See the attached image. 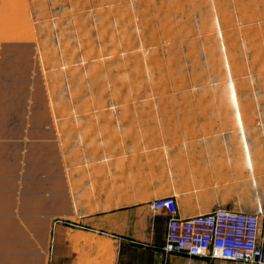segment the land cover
Listing matches in <instances>:
<instances>
[{
  "label": "rangeland",
  "instance_id": "obj_1",
  "mask_svg": "<svg viewBox=\"0 0 264 264\" xmlns=\"http://www.w3.org/2000/svg\"><path fill=\"white\" fill-rule=\"evenodd\" d=\"M11 43L25 47L2 58L1 92L36 81L38 117L46 96L62 154L72 138V155L97 153L96 125L122 129L131 105L132 156L161 153L170 110L186 108L264 147V0H0V52ZM148 128L156 133L145 137ZM104 147L126 149L109 137ZM190 177L205 180L197 190L250 203L264 191V162L228 160Z\"/></svg>",
  "mask_w": 264,
  "mask_h": 264
},
{
  "label": "crops",
  "instance_id": "obj_2",
  "mask_svg": "<svg viewBox=\"0 0 264 264\" xmlns=\"http://www.w3.org/2000/svg\"><path fill=\"white\" fill-rule=\"evenodd\" d=\"M24 47L2 45L0 62ZM16 82L4 94L10 83L0 79V264H238L166 254L168 216L149 205L170 196L176 197L183 219L220 209L255 211L264 254V191L258 190L254 202L240 204L197 190L207 185L205 180L190 177L228 160L247 163L251 156L263 163V144L250 142L240 130H226L225 123L199 117L192 113L196 109H172L169 114L177 117L171 123L168 118L160 130L161 153L145 149L132 156L131 105L122 129L114 123L96 125L97 153L72 155V138L62 154L48 98L41 120L36 81L27 76ZM17 102L22 111L12 115L9 110ZM155 133L148 128L145 137ZM106 137L126 149L105 153ZM88 139L81 137L82 143Z\"/></svg>",
  "mask_w": 264,
  "mask_h": 264
},
{
  "label": "built area",
  "instance_id": "obj_3",
  "mask_svg": "<svg viewBox=\"0 0 264 264\" xmlns=\"http://www.w3.org/2000/svg\"><path fill=\"white\" fill-rule=\"evenodd\" d=\"M149 206L168 216L162 248L166 254L264 264V254L258 245L260 220L256 214L220 209L183 219L174 196L152 201Z\"/></svg>",
  "mask_w": 264,
  "mask_h": 264
},
{
  "label": "bare ground",
  "instance_id": "obj_4",
  "mask_svg": "<svg viewBox=\"0 0 264 264\" xmlns=\"http://www.w3.org/2000/svg\"><path fill=\"white\" fill-rule=\"evenodd\" d=\"M212 61V60H211ZM164 91V90H163ZM162 91V92H163ZM159 92V91H158ZM161 95H163V94H161ZM172 98V97H171ZM168 100V99H167ZM174 111V110H173ZM160 113H162V112H160ZM165 114V113H164ZM170 117V116H169ZM170 125H172V124H170ZM173 126V125H172ZM176 126V125H175ZM175 128V127H174ZM154 129V128H153ZM165 129V128H164ZM170 129V128H169ZM175 130H176V128H175ZM163 131H165V130H163ZM173 132H175V131H173ZM172 133V132H171ZM149 168V167H148ZM142 170V169H141Z\"/></svg>",
  "mask_w": 264,
  "mask_h": 264
}]
</instances>
